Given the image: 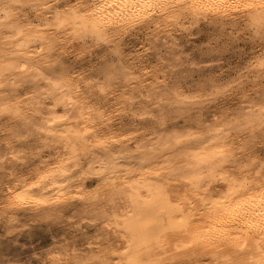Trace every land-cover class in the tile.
Here are the masks:
<instances>
[{
  "label": "bare ground",
  "instance_id": "bare-ground-1",
  "mask_svg": "<svg viewBox=\"0 0 264 264\" xmlns=\"http://www.w3.org/2000/svg\"><path fill=\"white\" fill-rule=\"evenodd\" d=\"M201 23L259 51L199 82ZM262 149L264 0H0V228L61 227L37 264H264Z\"/></svg>",
  "mask_w": 264,
  "mask_h": 264
},
{
  "label": "rangeland",
  "instance_id": "rangeland-1",
  "mask_svg": "<svg viewBox=\"0 0 264 264\" xmlns=\"http://www.w3.org/2000/svg\"><path fill=\"white\" fill-rule=\"evenodd\" d=\"M215 33V30L201 23L188 34L176 36L182 52L181 56L192 63L191 68H202L204 64L197 62L206 57L211 56L214 59L212 63L207 65L208 67L202 68L201 76L197 79L199 82L211 78L234 76L232 71L247 64L251 55L259 51L255 45L249 42L246 35L238 34L234 30L218 42H214L211 38V35ZM142 39L144 37L141 33L135 39L132 37L126 39L125 51L132 50L134 52L133 50L140 48L139 44ZM100 53L99 50L93 56L84 58L82 61L77 60L72 55H68L63 60L66 65L88 73L90 68H95L101 63V59L98 58ZM250 79L251 77H247L246 81ZM243 90H249V83L243 86ZM237 98L238 96H235L225 100V102H230L229 105L233 107L237 103ZM124 121L127 122L126 119ZM261 155L264 156V149H262ZM62 234L63 229L61 227L43 224L17 229L11 234H5L0 228V257L8 264H37L52 248L51 244L60 241Z\"/></svg>",
  "mask_w": 264,
  "mask_h": 264
}]
</instances>
